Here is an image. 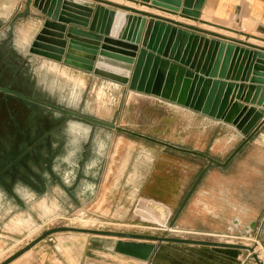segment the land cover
Instances as JSON below:
<instances>
[{
    "label": "rangeland",
    "instance_id": "rangeland-1",
    "mask_svg": "<svg viewBox=\"0 0 264 264\" xmlns=\"http://www.w3.org/2000/svg\"><path fill=\"white\" fill-rule=\"evenodd\" d=\"M3 1L0 0V88L113 123L162 143L195 145L200 154L221 163L239 146L236 142L232 149H212L210 133L198 130L203 124L178 107H166L151 97L129 93L125 87H107L104 80L94 77L81 78L83 85L75 84L79 79L76 74L67 77L56 73L27 53L22 20L26 16H7ZM100 89L105 96L97 93ZM168 149L76 119L64 120L54 110L0 92V264L21 253L8 264H97L92 260L101 258L99 247L110 249L116 241L142 244L56 231L59 229L246 246L261 255L264 264V215L256 232L260 238L185 235L177 229L176 209L140 194L156 153ZM163 152L178 156L172 151ZM251 153V149L243 148L224 172L236 170ZM263 153L264 145L260 155ZM252 156L257 163V153ZM46 233L49 235L45 239L23 253ZM238 252L242 254L239 264H255L249 252ZM83 258L92 260L81 262Z\"/></svg>",
    "mask_w": 264,
    "mask_h": 264
},
{
    "label": "water",
    "instance_id": "water-1",
    "mask_svg": "<svg viewBox=\"0 0 264 264\" xmlns=\"http://www.w3.org/2000/svg\"><path fill=\"white\" fill-rule=\"evenodd\" d=\"M127 1L140 8L237 34L200 19L204 0ZM30 8L36 10L37 20L42 21L26 46L30 56L82 71L94 78L125 87L134 94L153 97L228 125L239 134L242 141L221 163L199 152L152 140L113 123L86 117L7 88H0L1 93L62 113L65 119L75 118L149 140L175 151L204 158L220 167H225L264 126V88L260 87H264L263 48L129 6L106 7L100 0H26V10L22 16L27 15ZM231 74L235 82L250 81L251 85L257 86L245 87L224 82ZM56 231L140 241L142 244L116 241L114 251L142 260L152 253L156 245L153 243H172L247 251L253 261L260 264L251 248L234 244L80 229ZM48 235L43 234L28 245L23 253ZM146 242H153V245L144 244Z\"/></svg>",
    "mask_w": 264,
    "mask_h": 264
},
{
    "label": "crops",
    "instance_id": "crops-1",
    "mask_svg": "<svg viewBox=\"0 0 264 264\" xmlns=\"http://www.w3.org/2000/svg\"><path fill=\"white\" fill-rule=\"evenodd\" d=\"M100 1L106 7L107 5H119L141 10L139 6L127 0ZM2 4V7L7 9V16H22L26 10V0H4ZM142 11L264 49V0H204L200 19L233 30L237 34L204 26L180 17H172L147 8ZM36 14V10L30 8L29 13L22 19L26 44L36 34L42 22L34 17ZM206 37L211 38L210 36ZM215 40L219 39L215 38ZM43 63L56 73L64 74L67 77L78 75L79 79L75 80V84L82 83L84 85L83 79H93L90 74L61 64L49 61ZM81 78L83 79L81 80ZM228 78L224 82L242 84L245 87L257 86L251 85L250 81L240 83L239 80L235 82V77L232 78V74ZM231 79L234 80L231 81ZM104 84L108 87H119L107 81ZM261 86L264 88L263 85ZM97 93L105 96L103 89ZM259 96L260 94L258 98ZM153 99L166 107H178L156 98ZM240 100L238 102H241ZM244 106L252 107L249 104ZM178 109L187 111L194 119L203 124L198 130L202 129L210 133V138L214 140L212 149L218 148L223 151L232 149L236 142L242 141V138L232 127L198 113L180 107ZM263 137L264 126L245 146L252 150V155L257 153V163L253 162L254 159H251L253 156L249 155L236 166V170L230 172H224V167L210 164L201 157L172 149L160 150L156 153V160L152 163L150 174L147 175L141 186L140 194L176 209L177 229L182 234L234 240H243L245 236L260 238L256 232L261 228L260 221L264 215V153L260 155V149H263L264 145V141L261 140ZM168 143L178 148L199 152L195 145H183L173 141ZM163 151H170L169 153L172 151L178 156L166 154ZM251 227H253L252 232H250ZM115 245L116 242L111 245L110 249L97 247L98 255H102L101 258L98 260L89 258L85 260L83 258L81 262L92 260L97 264H239L242 258L241 252L236 253L237 250L233 249L159 243L154 246L150 256L146 260H142L115 252ZM56 262L59 263L57 260Z\"/></svg>",
    "mask_w": 264,
    "mask_h": 264
},
{
    "label": "bare ground",
    "instance_id": "bare-ground-1",
    "mask_svg": "<svg viewBox=\"0 0 264 264\" xmlns=\"http://www.w3.org/2000/svg\"><path fill=\"white\" fill-rule=\"evenodd\" d=\"M141 10H146V8H141ZM110 83V82H109ZM111 84H113V83H111ZM113 85H116V84H113ZM116 86H118V85H116ZM107 87H108V85H107ZM130 93H132V92H130ZM134 94V93H133ZM80 230H84V229H80ZM97 232H101V231H97ZM98 236H102V235H98ZM105 237V236H104ZM254 253V252H253ZM255 254V253H254ZM257 254V253H256ZM257 256V260L259 261V263L260 264H262V262L260 261L261 260V255H256ZM256 264V263H255Z\"/></svg>",
    "mask_w": 264,
    "mask_h": 264
},
{
    "label": "flooded vegetation",
    "instance_id": "flooded-vegetation-1",
    "mask_svg": "<svg viewBox=\"0 0 264 264\" xmlns=\"http://www.w3.org/2000/svg\"><path fill=\"white\" fill-rule=\"evenodd\" d=\"M55 112H57V111H55ZM59 113V112H58ZM60 114H62V113H60ZM63 116H64V120H68V119H65V115L64 114H62ZM70 119H75V118H70ZM76 120H79V119H76ZM79 121H81V122H84V121H82V120H79ZM85 123H88V122H85ZM88 124H90V123H88ZM91 125H94V124H91Z\"/></svg>",
    "mask_w": 264,
    "mask_h": 264
},
{
    "label": "built area",
    "instance_id": "built-area-1",
    "mask_svg": "<svg viewBox=\"0 0 264 264\" xmlns=\"http://www.w3.org/2000/svg\"><path fill=\"white\" fill-rule=\"evenodd\" d=\"M243 264V263H242Z\"/></svg>",
    "mask_w": 264,
    "mask_h": 264
}]
</instances>
